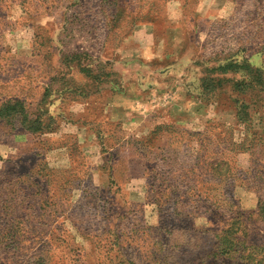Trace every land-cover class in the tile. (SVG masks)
I'll list each match as a JSON object with an SVG mask.
<instances>
[{"label":"rangeland","instance_id":"1","mask_svg":"<svg viewBox=\"0 0 264 264\" xmlns=\"http://www.w3.org/2000/svg\"><path fill=\"white\" fill-rule=\"evenodd\" d=\"M1 105L0 264H264V0H0Z\"/></svg>","mask_w":264,"mask_h":264},{"label":"trees","instance_id":"2","mask_svg":"<svg viewBox=\"0 0 264 264\" xmlns=\"http://www.w3.org/2000/svg\"><path fill=\"white\" fill-rule=\"evenodd\" d=\"M13 110L12 107L10 106H6V105H1L0 106V116H3V115H9V113Z\"/></svg>","mask_w":264,"mask_h":264},{"label":"crops","instance_id":"3","mask_svg":"<svg viewBox=\"0 0 264 264\" xmlns=\"http://www.w3.org/2000/svg\"><path fill=\"white\" fill-rule=\"evenodd\" d=\"M151 35V34H150ZM153 39V35L149 36ZM251 61H253V64L258 66L260 63H259V58L257 56H254L253 58H251Z\"/></svg>","mask_w":264,"mask_h":264}]
</instances>
